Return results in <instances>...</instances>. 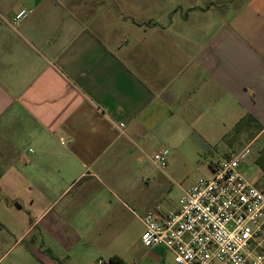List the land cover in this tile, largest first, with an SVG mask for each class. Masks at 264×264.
Returning <instances> with one entry per match:
<instances>
[{
  "label": "crops",
  "instance_id": "obj_1",
  "mask_svg": "<svg viewBox=\"0 0 264 264\" xmlns=\"http://www.w3.org/2000/svg\"><path fill=\"white\" fill-rule=\"evenodd\" d=\"M66 1L0 0V264H96L125 241L139 142L209 141L224 115L264 132V0L228 20L204 0ZM118 11L151 41H111Z\"/></svg>",
  "mask_w": 264,
  "mask_h": 264
},
{
  "label": "built area",
  "instance_id": "obj_2",
  "mask_svg": "<svg viewBox=\"0 0 264 264\" xmlns=\"http://www.w3.org/2000/svg\"><path fill=\"white\" fill-rule=\"evenodd\" d=\"M26 16L20 13L15 24ZM251 147L214 166L211 177L198 179L175 210L160 205L148 210L142 218L143 245L166 249L175 264H264V188L241 170ZM169 155L160 150L154 163L166 168ZM96 264L113 263L99 259Z\"/></svg>",
  "mask_w": 264,
  "mask_h": 264
},
{
  "label": "rangeland",
  "instance_id": "obj_3",
  "mask_svg": "<svg viewBox=\"0 0 264 264\" xmlns=\"http://www.w3.org/2000/svg\"><path fill=\"white\" fill-rule=\"evenodd\" d=\"M62 1L63 5L67 2L66 0ZM204 1L208 4L212 1L215 5H222L219 9L216 8V13L224 20H228L245 2V0ZM114 16L117 19L105 30L111 41H122L121 39L124 37H126L125 41H139L141 36H143V41H151L150 36L142 35L140 32L142 30H135L130 24H125L124 21L128 20L124 19L121 11L120 13L118 11ZM139 18L145 19L142 15ZM214 18L215 15L212 14L206 22V33L209 38L215 32ZM135 33L136 38L134 37ZM139 33H141L140 36ZM203 110L211 114L214 107L207 104ZM223 112L231 111L224 108ZM223 117V125L216 136L210 137L209 141L204 142L181 135L164 134L159 137L157 142L152 143L147 155L142 151L144 143L139 142V147L137 145L133 148L137 149L134 160L135 171H139V174H136V189L139 194H137L135 202L125 199L127 206L140 216H144L147 210L156 205L162 206L167 212L175 210L185 190L191 188L198 179L212 176V164L223 163L230 156L238 153L243 146L253 140L262 128L248 119L235 125L236 117L234 115L229 117L224 115ZM178 130L182 131L183 128L178 127L176 132ZM162 149L170 151L168 165L163 169L157 166L153 160L154 156ZM261 157H264V132L252 143L251 153L241 165V170L246 177L258 187L264 188L263 171L257 163ZM123 214L127 227L125 241L119 243L114 238V242L109 247L103 246L101 259L108 262L109 256L116 252L127 261V264H156L140 242L144 230L143 224L137 216L127 210ZM163 264H175L172 253L166 252Z\"/></svg>",
  "mask_w": 264,
  "mask_h": 264
},
{
  "label": "trees",
  "instance_id": "obj_4",
  "mask_svg": "<svg viewBox=\"0 0 264 264\" xmlns=\"http://www.w3.org/2000/svg\"><path fill=\"white\" fill-rule=\"evenodd\" d=\"M252 121V120H249ZM241 124V123H240ZM258 125V124H257ZM259 126V125H258ZM262 129V128H261ZM258 165L260 166V168L263 171V175H264V157H261L258 161H257ZM113 264H126L122 259L118 258V257H111L109 259Z\"/></svg>",
  "mask_w": 264,
  "mask_h": 264
}]
</instances>
